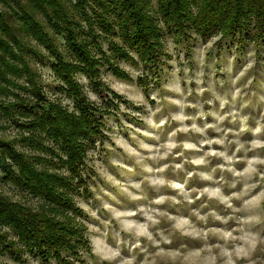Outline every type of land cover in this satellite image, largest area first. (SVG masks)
<instances>
[{
  "label": "clouds",
  "instance_id": "9594fccd",
  "mask_svg": "<svg viewBox=\"0 0 264 264\" xmlns=\"http://www.w3.org/2000/svg\"><path fill=\"white\" fill-rule=\"evenodd\" d=\"M0 0V264H264V0Z\"/></svg>",
  "mask_w": 264,
  "mask_h": 264
},
{
  "label": "trees",
  "instance_id": "16d2710c",
  "mask_svg": "<svg viewBox=\"0 0 264 264\" xmlns=\"http://www.w3.org/2000/svg\"><path fill=\"white\" fill-rule=\"evenodd\" d=\"M30 3H36L39 4L41 0H29ZM12 3L17 6V8L20 9V12H14L16 16H19L20 13H23L24 17L27 18V13L24 11L23 5L20 4L19 0H12ZM210 5H215V11L212 13V15H216L220 11V0H209ZM4 23V17L0 16V25Z\"/></svg>",
  "mask_w": 264,
  "mask_h": 264
},
{
  "label": "rangeland",
  "instance_id": "374dc122",
  "mask_svg": "<svg viewBox=\"0 0 264 264\" xmlns=\"http://www.w3.org/2000/svg\"><path fill=\"white\" fill-rule=\"evenodd\" d=\"M15 15V13H13Z\"/></svg>",
  "mask_w": 264,
  "mask_h": 264
}]
</instances>
